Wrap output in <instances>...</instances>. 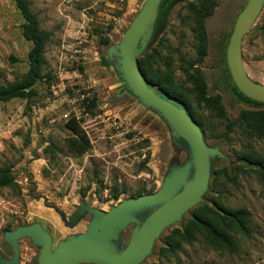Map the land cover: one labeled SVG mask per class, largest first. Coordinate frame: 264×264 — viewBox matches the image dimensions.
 Segmentation results:
<instances>
[{
    "label": "rangeland",
    "instance_id": "obj_1",
    "mask_svg": "<svg viewBox=\"0 0 264 264\" xmlns=\"http://www.w3.org/2000/svg\"><path fill=\"white\" fill-rule=\"evenodd\" d=\"M174 0L160 8L142 54L141 69L170 75L177 87L191 88L185 61L197 60L199 42L187 4ZM42 29L51 32L46 44V78L30 100L0 101V166H8L16 185L0 189V257L12 260L13 246L6 233L38 223L60 242L86 232L92 214L85 210L71 226L78 206L109 211L120 202L157 192L175 168L191 159L183 138L172 134L168 121L127 86L121 70L124 33L146 0H30ZM248 0H219L205 21L206 56L197 63L208 94L219 96L223 114L192 106L205 129L213 159L207 192L180 221L166 228L140 264H264V173L240 159L264 160V136L234 126L244 112L263 117L264 107L247 104L234 93L227 64V48L236 20ZM23 19L13 0H0V86L21 79L29 69L31 43L22 35ZM248 75L264 84V5L242 41ZM152 73V74H151ZM235 84V83H234ZM157 90L184 105L163 87ZM95 102L92 113L88 106ZM81 119L91 144L77 154L66 144L70 116ZM264 122V120H263ZM201 128V127H200ZM202 129V128H201ZM203 131V130H202ZM204 133V132H203ZM190 176H193L191 170ZM118 194L116 198L115 195ZM155 207L137 214L126 225L121 245ZM246 212V231L230 212ZM189 222L196 225L190 241L180 239ZM227 231L234 250L221 245L209 228ZM179 241L172 251L167 238ZM20 262L37 264L41 246L30 236L19 239ZM0 264L3 263L0 260Z\"/></svg>",
    "mask_w": 264,
    "mask_h": 264
},
{
    "label": "water",
    "instance_id": "obj_2",
    "mask_svg": "<svg viewBox=\"0 0 264 264\" xmlns=\"http://www.w3.org/2000/svg\"><path fill=\"white\" fill-rule=\"evenodd\" d=\"M162 2L146 0L125 31L120 48L122 76L141 101L164 116L172 128V134L188 143L192 159L184 166L175 168L155 193L124 200L109 211L92 208L89 204L78 206L72 216L71 226L87 210L92 214V219L86 232L60 242L54 249L51 236L38 223L7 232L6 238L13 246L14 256L12 260L6 261L0 257L1 262L19 263L18 241L30 236L35 244L41 246L37 264H140L151 252L161 233L180 221L207 192L212 160L219 151L207 146L202 129L182 103L160 93L145 79L138 60L153 31ZM263 5L264 0H248L234 25L226 55L237 88L245 96L262 103L264 84L248 75L243 61L242 41ZM151 207H155L154 210L134 228L129 243L122 246L123 228L130 223H138L137 214Z\"/></svg>",
    "mask_w": 264,
    "mask_h": 264
},
{
    "label": "trees",
    "instance_id": "obj_3",
    "mask_svg": "<svg viewBox=\"0 0 264 264\" xmlns=\"http://www.w3.org/2000/svg\"><path fill=\"white\" fill-rule=\"evenodd\" d=\"M16 8L21 14L23 19L22 35L31 43V48L28 52L29 69L25 75L16 81L8 82L5 85L0 86V101H9L14 98H22L30 100L36 95L35 85L42 79L46 78V74L43 73L44 67L47 64L45 57L46 44L51 37V32L41 28L38 16L31 8L30 0H13ZM174 0H163L161 8H165ZM219 0H197L196 2H190L187 4L189 13L192 16V20L195 23L193 31L199 42L200 48L198 49V59L185 61L184 72L190 80L191 88L177 87L170 75L165 76L159 73H151L153 80H149L145 75V72L141 69L145 79L157 88L163 87L166 91H170L177 95L184 102V108L187 112L196 120L197 124L202 128L205 136V129L202 125V120L199 118V114H196L190 95H193L199 105L203 104L208 108L216 111H220L223 114V108L220 105L219 96H210L207 90V84L204 74L196 66L199 61H202L206 56L207 50V34L205 29V21L211 16L218 5ZM143 63H147L146 60L140 59V68ZM237 97L251 105L264 107V103L255 101L245 96L237 86L232 82L230 84ZM169 96V95H168ZM171 97V96H169ZM95 102L88 106V113L93 112ZM263 117L255 114L254 112H244L236 121L234 126L243 128L245 130H257L261 136H264V122ZM66 128L70 131V136L66 140V144L69 149L77 154H83L87 152L90 147V141L87 135L82 132L81 119L76 115L70 116L66 122ZM240 159L247 164L257 166L262 173H264V160L257 158H250L247 155H241ZM213 166V160L212 164ZM16 185L15 178L11 172V168L8 166H0V189L4 187H11ZM118 197V194L115 195ZM229 215L232 220L239 223V227L246 231V212L243 210H237L230 212ZM196 231V225L193 222H189L184 226V230L180 231V239L190 241L193 239ZM210 234L221 245L234 250V242L231 235L222 229L215 226L209 228ZM168 246L172 251L179 249V241L175 237L170 236L167 238Z\"/></svg>",
    "mask_w": 264,
    "mask_h": 264
}]
</instances>
